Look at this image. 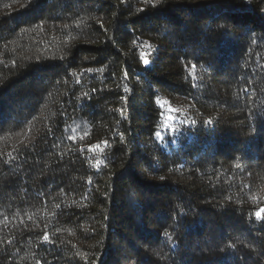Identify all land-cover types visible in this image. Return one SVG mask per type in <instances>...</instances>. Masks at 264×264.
<instances>
[{"label":"trees","instance_id":"16d2710c","mask_svg":"<svg viewBox=\"0 0 264 264\" xmlns=\"http://www.w3.org/2000/svg\"><path fill=\"white\" fill-rule=\"evenodd\" d=\"M262 208L264 0H0V264H264Z\"/></svg>","mask_w":264,"mask_h":264},{"label":"snow or ice","instance_id":"6c2138e0","mask_svg":"<svg viewBox=\"0 0 264 264\" xmlns=\"http://www.w3.org/2000/svg\"><path fill=\"white\" fill-rule=\"evenodd\" d=\"M141 55H142V59H143V53H142ZM143 62H144L145 64H147V63H148V60H147V59H144ZM193 67H195V65H193ZM245 91H246V90H245ZM156 135L159 136V133H156ZM69 139H74V138H73V137H69ZM105 143H107V142H105ZM94 148H99V145L89 146V149H88V150H89V151H92ZM98 163H99V162H98ZM262 213H264V208L258 210V211L255 213V215H256L257 218H261V217H262ZM164 235H165V236H168V233L165 232ZM45 240H47V236H45ZM229 247H231V245H229Z\"/></svg>","mask_w":264,"mask_h":264}]
</instances>
